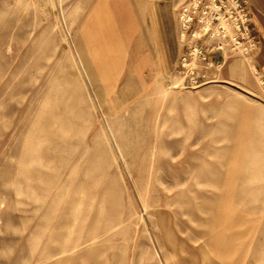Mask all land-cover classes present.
<instances>
[{
	"label": "rangeland",
	"instance_id": "374dc122",
	"mask_svg": "<svg viewBox=\"0 0 264 264\" xmlns=\"http://www.w3.org/2000/svg\"><path fill=\"white\" fill-rule=\"evenodd\" d=\"M72 2L0 0V264H264V168L254 187L241 156L264 126L251 60L195 89L108 80Z\"/></svg>",
	"mask_w": 264,
	"mask_h": 264
},
{
	"label": "crops",
	"instance_id": "0c3cea01",
	"mask_svg": "<svg viewBox=\"0 0 264 264\" xmlns=\"http://www.w3.org/2000/svg\"><path fill=\"white\" fill-rule=\"evenodd\" d=\"M178 0H73L77 31L97 71L108 80L132 70L165 76L184 46L179 36ZM257 46L251 55L264 82V0H247ZM263 86V85H262Z\"/></svg>",
	"mask_w": 264,
	"mask_h": 264
},
{
	"label": "built area",
	"instance_id": "2783aa9c",
	"mask_svg": "<svg viewBox=\"0 0 264 264\" xmlns=\"http://www.w3.org/2000/svg\"><path fill=\"white\" fill-rule=\"evenodd\" d=\"M177 6L184 46L173 70L177 86L195 89L218 82L232 56H245L252 62L257 38L247 0H178ZM213 53H220L221 58L212 60Z\"/></svg>",
	"mask_w": 264,
	"mask_h": 264
},
{
	"label": "bare ground",
	"instance_id": "6f19581e",
	"mask_svg": "<svg viewBox=\"0 0 264 264\" xmlns=\"http://www.w3.org/2000/svg\"><path fill=\"white\" fill-rule=\"evenodd\" d=\"M241 156L244 159L243 172L251 175L254 187H257L258 175L264 168V126L255 129L251 127Z\"/></svg>",
	"mask_w": 264,
	"mask_h": 264
}]
</instances>
